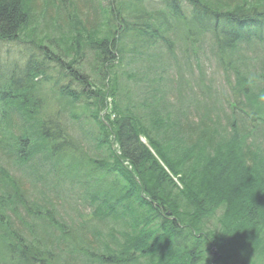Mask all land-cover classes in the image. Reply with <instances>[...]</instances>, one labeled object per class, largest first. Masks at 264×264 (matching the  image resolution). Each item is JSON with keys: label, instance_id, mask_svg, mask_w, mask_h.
I'll return each mask as SVG.
<instances>
[{"label": "trees", "instance_id": "obj_1", "mask_svg": "<svg viewBox=\"0 0 264 264\" xmlns=\"http://www.w3.org/2000/svg\"><path fill=\"white\" fill-rule=\"evenodd\" d=\"M61 1L73 5L72 0ZM78 1L89 6L87 0L74 4ZM96 2L88 9L90 27L76 9L67 12V25H73L62 39V55H54L56 62L66 60L68 70L56 79L66 82L56 85L58 92L74 104L84 101L100 134L93 145L106 150L99 159L86 157L90 166L82 174L84 181L71 176L62 183L69 180L84 189L90 215L104 230L105 221L118 224L97 229L91 239L83 235L84 242L95 246V253L87 247L84 255L92 254L96 264H264V148L248 143L262 139L264 145V87L240 112L255 126L233 130L227 138L208 117L195 122L183 102L174 107L166 100L158 88L166 67L157 64L177 44L184 59L190 55L197 65L208 49L220 69L232 65L236 80L264 84V71L245 77L250 54L255 48L264 53V0ZM35 5L37 0H0V45L24 42L29 32L24 44L39 49L37 56L28 52L0 71L7 70L0 75V152L23 163L36 148L49 158L75 155L82 161L83 153L68 138L58 112L37 119V78L46 81L50 67L44 32L36 31L48 10ZM119 67H124L121 78L115 72ZM124 78L136 90L124 91ZM108 99L110 112L102 115ZM1 163L0 158V178L21 192ZM50 224L61 227L59 232L45 230L48 240L70 238L63 224L46 226ZM18 241H0V248L3 254L7 250L10 264L16 259L27 264ZM32 241L34 249L42 243ZM17 242L21 252L14 251Z\"/></svg>", "mask_w": 264, "mask_h": 264}, {"label": "rangeland", "instance_id": "obj_2", "mask_svg": "<svg viewBox=\"0 0 264 264\" xmlns=\"http://www.w3.org/2000/svg\"><path fill=\"white\" fill-rule=\"evenodd\" d=\"M72 1L71 8L63 5L61 0H37V5H35L42 9L47 6L46 11L48 10L44 19H38L39 25L36 31L44 32V36H42L44 37V46L48 49L44 50V56L50 67V70H47L45 82L38 78L40 86L36 96L41 103V110L39 109L40 112H37L39 113L37 119H44L47 114L58 112V119L62 126L68 130V138L72 139V143H75V147L83 153L84 158L82 161L74 159L75 155L49 158L44 156V149L36 150V148L33 150L34 156H29L28 161L23 163L18 159L10 160L4 155V152H0L1 164L12 177L10 183L15 185L19 182L21 188V192H16L7 180L0 178V241L7 240L8 242L11 237L22 241L27 264H96V258L92 254L84 255L87 247L95 253V246L84 242L83 235L86 234L87 239H91L93 238L92 232L97 229L105 231L107 228L109 229V226H118L112 220L105 221L108 227L104 230V225L95 221L90 215L91 209L85 201L84 189L72 185L69 180L62 183L63 178L71 176H80L77 179L84 181L82 174L86 172V167L90 166L86 157L92 160L99 159L100 155L106 152L105 149L97 150L93 145V141H97L100 134L90 112L83 105L84 101L74 104L63 94H60L56 88V85L59 87L61 84H66L64 80L56 81L59 73L60 77L61 73L63 75L68 73L64 64L62 68L57 65L54 56L61 54L64 45L62 39L66 38L65 35L68 34L66 31L69 26L73 25L72 21L71 25H67L69 23L66 21L67 12L70 9H76L82 15L81 21L86 22V26L90 27L93 18L88 16L91 13L88 9L89 6L96 7L97 4L96 0H87L89 6L86 7L84 1H78L76 4H74L75 0ZM102 3L104 6H108L110 0H102ZM28 35L29 32H26L22 40L26 41L25 38ZM53 41L56 42V45ZM24 42L0 45L1 67H6L7 64L27 55L28 52H33L37 56L39 49L32 48ZM182 49L179 44L175 45L173 52L166 59L157 62V64L166 67L164 71H161L165 75L161 78L162 81L158 86L159 89L166 90L164 93L166 100L172 106L183 102L184 106L189 107L190 119L195 122L208 117L220 130V134L226 135L227 138H230L233 130L244 131L254 127L256 123H251L252 119H247L240 112L247 110V107L253 103L256 99L255 95L264 87L263 82L251 81L246 84V82L236 80L232 65L227 66L225 70L220 69L208 49L204 55H200L198 65L190 55L184 59ZM260 50L255 48L254 53L250 54L252 59H245L247 62L252 61L245 73L247 79L254 76L255 73L261 74L264 71V53ZM256 53H258L257 56ZM184 60L190 62L186 64ZM65 61L63 62L66 63ZM234 64H238V62L236 61ZM239 69L242 67L240 66ZM6 71L4 70V72ZM115 72L120 78L123 77L124 67L117 68ZM129 73L132 76L134 73L137 74L135 71ZM127 84V79L120 80L121 88L124 91L136 90L128 87ZM239 85H243L247 91L242 92ZM250 89H254L256 92L250 91L248 94ZM248 95L251 97L247 98ZM195 116H198L199 119ZM257 134L260 137L259 131L255 133V135ZM248 143H260L264 148L262 139H252ZM55 222L64 225L68 235L66 239L70 237L67 241H61L62 238L56 236L48 240L45 230L55 228L59 232L61 226L57 224L46 226V224ZM54 234L58 233L54 232ZM33 239L42 242L36 249L31 247ZM18 242L14 244V251L21 252ZM30 249L34 250L27 252ZM44 249H47L49 254L44 252ZM59 249L64 250L65 254H61ZM0 257L7 258V262L0 259V264H10L7 250L3 254L0 248ZM16 261L14 264H20Z\"/></svg>", "mask_w": 264, "mask_h": 264}, {"label": "bare ground", "instance_id": "obj_3", "mask_svg": "<svg viewBox=\"0 0 264 264\" xmlns=\"http://www.w3.org/2000/svg\"><path fill=\"white\" fill-rule=\"evenodd\" d=\"M2 44H4V45H6V43H2ZM57 65L59 66V67H61L62 68V66H63V64H64V62L63 61H59V60H57ZM12 64L13 63H9V64H7V66L8 67H11L12 66ZM2 77L5 75V73L4 72H2L1 74H0ZM164 75H165V73H161V76L162 77H164ZM38 78H40V80H43L44 79V76H40V77H38ZM38 78H37V81H38ZM57 79V78H56ZM44 81V80H43ZM162 81V80H161ZM161 81L159 82V84L161 83ZM45 82V81H44ZM159 86V85H158ZM159 90H161L163 93H166V90H164V89H162V88H160ZM168 91V90H167ZM162 94V93H161ZM24 94H22L21 96H23ZM110 101V100H109ZM144 142V141H143Z\"/></svg>", "mask_w": 264, "mask_h": 264}]
</instances>
